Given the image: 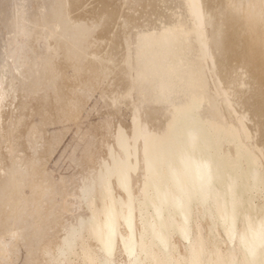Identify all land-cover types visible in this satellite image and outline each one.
<instances>
[{
  "label": "bare ground",
  "instance_id": "obj_1",
  "mask_svg": "<svg viewBox=\"0 0 264 264\" xmlns=\"http://www.w3.org/2000/svg\"><path fill=\"white\" fill-rule=\"evenodd\" d=\"M99 89L111 118L83 158L106 155L55 264H264V0H0V264L18 260L7 193Z\"/></svg>",
  "mask_w": 264,
  "mask_h": 264
},
{
  "label": "rangeland",
  "instance_id": "obj_2",
  "mask_svg": "<svg viewBox=\"0 0 264 264\" xmlns=\"http://www.w3.org/2000/svg\"><path fill=\"white\" fill-rule=\"evenodd\" d=\"M5 33V32H4ZM4 33H3V31H2V34L4 35ZM96 92V93H95ZM103 98V99H102ZM108 100H110L109 98H106V96H104V95H102V92L100 91V89H99V91L98 90H95V91H93L92 93H91V95L88 97V99L86 100V103H85V105H84V107H83V109H82V114H81V117H80V120H79V122L77 121H75V122H69L68 124H65V125H58V126H51L50 127V130H55V129H58L59 131H64L66 134H65V136H63L62 137V139H61V141H60V143L58 144V146H56V148H55V150H54V152L50 155V157L49 158H46L42 163L45 165H43V164H41V165H39L41 162H39V164H37V167H35L34 169H33V173L31 172V174H33L32 176H34L33 178H35V179H37L39 176L41 177V178H39V182H37L35 179H33L32 178V180H30V175L29 176H27V178H26V180L28 179V181H26V182H23V184H22V186L19 188V185H21L20 184V182L19 181H17V185L15 186L16 188H13V190H15V189H17L16 190V192H14L12 189H10V190H8V191H10V192H8L7 193V202L8 203H6V205H5V208H6V214H5V216H6V223H8L7 225H8V227H7V232L4 234V236H3V240L6 238V239H8V240H4L5 242H8V243H10V244H13V247H15V250L17 249V258H18V260L14 263V264H21V261L23 260V259H25L26 260V256L29 254L28 252L30 251V250H32V249H35V250H37L36 252H37V256L39 255V257H38V261H41V263L42 264H50V259H51V264L53 263V258H52V256L55 258V260H54V264H55V262H56V257L58 256V254L60 253V251H61V249H63V248H61L63 245V241H62V238H60L59 240H61L62 241V243H61V245H60V243H58V242H60V241H58V239H57V237H62V235H63V230L61 231L60 229H61V227H63V228H67L68 229V227H70V225H72L73 223H70V224H68V222H69V220L71 221L72 220V222L74 221V223H78V221H80V220H76V219H80V218H82L83 216L82 215H79V214H81V213H83L84 214V212L85 211H83L84 209H83V205H81V203H82V201H80V200H82V197L80 198V196H79V194L81 195V191H82V187L83 186H81V185H86L85 183V180L87 181V180H89V177L91 178V176H93L92 178L93 179H95V175H97V171H98V169L100 168V165H101V163H102V159L105 157V155H106V150L104 149V150H102V147L101 148H99V149H101V150H98L99 152H101V155H100V153H98L99 154V156L101 157H99V158H97L98 157V154H96L97 152V150L95 151V156H97L96 157V160L92 163V162H89L90 161V159L88 158V160L87 159H84L83 158V154H84V152H83V148L84 149H87V148H89V147H91V146H94L95 145V143L92 141V140H94V137H93V134H91V132H93V133H95L94 131H93V129L94 128H92L93 127V125H98V124H100L102 121H105V120H107V119H110L111 117H110V113H111V110H108V104H110V101H108ZM88 103V104H87ZM107 104V105H106ZM97 107H96V106ZM86 106V107H85ZM121 106V105H120ZM102 107V108H101ZM122 107H125V108H123V115L121 116V118L123 119V121H124V125H125V127L126 128H128V123H129V121L131 120V117L129 116V110L128 109H126L127 107H126V105H123V106H121V108ZM96 108V109H95ZM114 108V107H113ZM84 110V111H83ZM91 111V112H90ZM112 111H114V109L112 110ZM128 112V113H127ZM90 113V114H89ZM107 113V114H106ZM126 114V115H125ZM127 114H128V116H127ZM110 118H109V117ZM124 116V117H123ZM104 117H106V118H104ZM100 120V121H99ZM115 120V121H114ZM118 118H113V124H114V127H117V125H118ZM128 121V122H127ZM75 123V124H74ZM116 123V124H115ZM60 126V127H59ZM65 127V128H64ZM55 128V129H54ZM84 133V134H83ZM81 134V135H80ZM75 135V136H74ZM85 136V137H84ZM94 136H95V134H94ZM87 139V140H86ZM112 137H110L109 138V141L111 140L112 141ZM85 140V141H84ZM88 140H90V146L89 147H87V148H85V146H87L86 145V143H88ZM87 141V142H86ZM91 142H92V144L93 145H91ZM95 147V146H94ZM74 148V150H72ZM89 149H91L92 150V148H89ZM88 149V150H89ZM93 149H95V148H93ZM96 149H98V148H96ZM71 150V151H70ZM87 150V151H88ZM85 151V153H86V150H84ZM90 151V150H89ZM77 152V153H76ZM82 152V153H81ZM12 155H13V153H11ZM55 154V155H54ZM75 154V155H74ZM79 154V155H78ZM11 156V155H10ZM79 157V158H78ZM103 157V158H102ZM92 159H93V157H92ZM91 159V160H92ZM51 160V161H50ZM100 160V161H99ZM80 161V162H79ZM85 161H86V163H85ZM93 161V160H92ZM99 161V162H98ZM91 163V164H89V163ZM88 163V164H87ZM47 164V165H46ZM57 165V166H56ZM43 168H42V167ZM95 166V167H94ZM97 166V167H96ZM38 167H41V169H43V170H41L40 168H39V173L37 172L38 171ZM79 167V168H78ZM35 170V171H34ZM44 173H43V172ZM45 172H46V175H48V177L47 178H49L50 180H47L46 181V175H45V180H44V174H45ZM84 172V173H83ZM34 173H35V175H34ZM73 173H75V174H73ZM88 173V174H87ZM96 173V174H95ZM43 174V175H42ZM95 174V175H94ZM38 177H37V176ZM42 175V176H41ZM51 175V176H50ZM76 175V176H75ZM74 176V177H73ZM72 178V179H71ZM84 178V179H83ZM90 179V180H93V179ZM40 179H42V180H40ZM30 180V181H29ZM34 180H35V182L36 183H39V185H41V184H43V181H46L47 183L45 184V185H43V187H45L46 186V188H47V184H48V188L51 186V185H53L52 186V188L51 189H53V187L55 186L56 188H54L53 190H49L48 188V190L47 189H45V188H43V189H41V187H39V185L38 184H35V182H34ZM90 180L89 181H87V183L88 182H90ZM21 181V180H20ZM32 181V182H31ZM56 181H57V183H56ZM70 181V182H69ZM18 182H19V185H18ZM31 182V184H29L30 186H31V189H32V191L30 192L28 189H30L28 186H27V183H30ZM49 182L51 183L50 185H49ZM26 183V184H25ZM66 184V185H65ZM25 185L28 187L26 190H25ZM34 185H36L35 187H33L32 188V186H34ZM60 185V186H59ZM79 185V186H78ZM24 186V187H23ZM38 186V188H36ZM42 186V185H41ZM81 187V189L79 190V188ZM24 188V189H23ZM39 189H41V191L39 190ZM56 189V190H55ZM18 190H20V191H18ZM23 190V191H22ZM25 190V191H24ZM34 190V191H33ZM43 190L46 192H48V195L50 196L51 194H49V193H54L55 194V196L54 195H52V196H46V194H47V192L44 194V192H43ZM50 191V192H49ZM13 192V193H12ZM18 192V193H17ZM21 192V193H20ZM24 192V193H23ZM30 192V193H29ZM33 192V193H32ZM56 192V193H55ZM10 193H12V195L11 196H9L10 195ZM20 193V194H19ZM28 193V194H27ZM31 193H32V195L34 196V198L33 197H31V196H28L29 194L31 195ZM38 193H39V195H38ZM41 193V194H40ZM60 193V194H59ZM15 194V195H14ZM17 194V195H16ZM24 195V197H22V195ZM35 194V195H34ZM58 194V195H57ZM71 194H72V196H71ZM25 195L26 196H28L27 198H30L32 201H36V202H32L30 199H28V202H26V200H25V202H26V204L28 203V207L26 206V204H25V202H24V199L23 198H26L25 197ZM70 195V196H69ZM12 197V200H11V198H9V197ZM15 196H16V199H17V204H16V199H15ZM19 196H21V197H18ZM39 196H40V198H39ZM44 197L45 198V203H43V200H44V198L42 199L41 197ZM47 198H46V197ZM75 196V197H74ZM78 196V197H77ZM62 197V198H61ZM66 197V198H65ZM26 198V199H27ZM38 198V199H37ZM49 198H50V200H51V198H52V201H49ZM68 198V199H67ZM80 198V199H79ZM19 199V200H18ZM21 199H23V200H21ZM34 199V200H33ZM41 199V200H40ZM46 199H48V200H46ZM53 199H54V201L56 202H54V204H52L53 203ZM39 200V202L37 203V201ZM20 201V202H19ZM31 203H30V202ZM42 201V202H41ZM259 201V200H258ZM23 203L24 202V204L22 205H20L19 206V204L20 203ZM48 202H50V203H48ZM62 202V203H61ZM36 203V204H35ZM40 203V204H39ZM48 205H47V204ZM15 204V205H14ZM29 204L32 206V207H29ZM34 204V205H33ZM46 204V205H45ZM51 204V205H50ZM9 205H11V206H8ZM38 205H39V207H38ZM42 205V206H41ZM52 205H54V208H52ZM60 205V206H59ZM22 206V207H21ZM26 206V207H25ZM33 206H34V208H33ZM47 206V207H46ZM51 206V209H53L52 211L49 209V207ZM8 207V208H7ZM14 207H16V208H14ZM24 208V211L23 210H21V208ZM45 207V208H44ZM59 207V208H58ZM12 208V209H11ZM19 208V209H18ZM27 208H29V211H30V213H32V214H30L29 213V211L27 210ZM46 208H47V210H46ZM65 208V209H64ZM16 209V210H15ZM37 209V210H36ZM44 211H43V210ZM49 209V210H48ZM61 209H62V211H61ZM12 210V211H11ZM26 210V211H25ZM34 210V211H33ZM40 210V211H39ZM15 211H19V212H16V214H15ZM22 211H23V213H22ZM28 211V212H27ZM35 211H37V212H35ZM43 211V212H42ZM49 211H51V212H49ZM21 212V213H20ZM28 213V214H30V216L33 218H30L29 217V215L28 214H26V213ZM55 212V213H54ZM66 212V213H65ZM19 213V214H18ZM44 213H46L45 215H44ZM56 213H58V214H56ZM63 213H65V215H67L66 217H65V215L63 214ZM10 214H12V215H10ZM20 214H23V215H20ZM35 214V215H34ZM37 214V215H36ZM41 214H43L42 216H44V218H41L42 216H40ZM54 214V215H53ZM58 215V216H56V215ZM60 214H61V216H60ZM14 215V216H13ZM28 215V217H26ZM51 215H53V217H55V219L54 218H52V217H50ZM80 216V218H78L79 216ZM85 215H87V213L85 212V214H84V217H85ZM13 218H12V217ZM20 216V218H23V219H21V221H20V218H18ZM34 216H35V219H34ZM40 216V217H39ZM63 217V218H58V217ZM82 216V217H81ZM50 217V219H51V221L50 222H52V225L53 226H51L50 225V227H52V228H48L49 227V225H46L47 223L49 224V221H47V220H49L48 218ZM75 217H76V219H75ZM7 218H8V220H7ZM16 218V219H15ZM10 219H11V221H13V219H14V223L13 222H10ZM24 219H25V222L27 221V219H28V221L30 222H26L27 223V226H28V228H30V230H28L27 229V227H26V224H23L24 223ZM34 220V221H32V220ZM47 219V220H46ZM61 219V220H60ZM68 219V220H67ZM17 220V221H16ZM23 220V221H22ZM32 222H31V221ZM35 220H37V221H35ZM43 220V221H42ZM46 221V223H44L45 221ZM62 220L64 221V223L62 222ZM57 221V222H56ZM11 224H10V223ZM19 222L20 223H22V225L20 224L19 225ZM53 222H54V224H53ZM16 223V224H15ZM31 224V225H29V224ZM34 223V224H33ZM35 223H37V224H35ZM40 223H42V224H40ZM61 223V224H60ZM66 223H67V225H66ZM51 224V223H50ZM55 224H57V225H55ZM67 226H65V225ZM37 225V226H36ZM39 225V226H38ZM44 225V226H43ZM69 225V226H68ZM12 226V227H11ZM20 226L22 227V228H20ZM24 226V227H23ZM42 226H43V229H42ZM58 226V227H57ZM60 226V227H59ZM18 227V228H17ZM26 227V228H25ZM35 227V228H34ZM45 227V228H44ZM46 227H47V229H46ZM9 228V229H8ZM62 228V229H63ZM32 229H33V231H32ZM55 229H56V231H55ZM64 229V230H65ZM66 229V230H67ZM11 230V231H10ZM20 230V231H19ZM27 230H28V232H27ZM36 230V231H35ZM45 230H47L48 232H50V233H48L47 234V232L45 231ZM66 230L64 231V233L66 232ZM46 232V234L48 235L47 237H44V233ZM11 232H12V234H11ZM56 232V233H55ZM60 232V233H59ZM61 232H62V235H59V234H61ZM30 233V234H29ZM32 233V234H31ZM40 233V234H39ZM52 233H54V234H52ZM24 234V235H23ZM37 234V235H36ZM49 234H51L50 236L51 237H49ZM56 234V235H55ZM15 235V236H14ZM38 235H40V236H38ZM54 235V236H53ZM58 235V236H57ZM9 236V237H8ZM22 236H23V238H22ZM30 236V237H29ZM37 236V237H36ZM41 236H43L42 238L46 241V242H48V240L47 239H51L49 242H48V244H45L46 242L41 238H39V237H41ZM55 236H57V237H55ZM10 237H11V239H10ZM26 237V238H25ZM49 237V238H48ZM53 237V238H52ZM55 237V238H54ZM30 238V239H29ZM39 238V239H38ZM53 239V240H52ZM54 239H55V241H54ZM57 239V240H56ZM11 240V241H10ZM14 242H13V241ZM36 240H37V242H36ZM38 240L40 241V247H41V249L42 250H44L43 251V254L41 255V249H40V247L39 248H37L38 246H39V242H38ZM43 240V241H42ZM55 242V244H57V245H53L52 243L53 242ZM27 242H28V244H27ZM38 243V244H37ZM42 243V244H41ZM43 243H44V245H45V248H43ZM17 244V245H16ZM37 244V245H36ZM49 244H51V246L53 245V250H51L52 249V247L49 245ZM20 245V246H19ZM33 245H35V248H33ZM43 245V246H42ZM48 245L50 246V247H48ZM221 245H224V243L222 244L221 243ZM46 246L48 247L47 249H49V248H51L50 250L51 251H47V249H46ZM56 246V247H55ZM60 246V247H59ZM27 247V248H26ZM29 247H30V249H29ZM59 247V248H58ZM64 247V246H63ZM223 248H225L226 247V244H225V246H222ZM22 248V249H21ZM24 248V249H23ZM54 248L56 249V250H54ZM21 249V250H20ZM57 249H60V250H57ZM27 250V253H25V251ZM38 250H40V254L38 253ZM46 250V251H45ZM53 251V252H52ZM46 252H48V253H46ZM50 252H52V255L50 256ZM56 252V253H55ZM24 253L25 254H27L25 257L23 256L24 255ZM48 254L49 255V258L47 257V255L46 254ZM58 253V254H57ZM21 254H23L22 255V257H21ZM55 254H57V255H55ZM45 257H47L48 259H45L44 258V256ZM40 256H43V257H41L40 258ZM21 258V259H20ZM23 258V259H22ZM40 259V260H39ZM45 262H44V261ZM47 260V261H46ZM48 260H49V262H48ZM24 261V260H23ZM22 261V262H23ZM19 262V263H18ZM48 262V263H47Z\"/></svg>",
  "mask_w": 264,
  "mask_h": 264
},
{
  "label": "clouds",
  "instance_id": "obj_3",
  "mask_svg": "<svg viewBox=\"0 0 264 264\" xmlns=\"http://www.w3.org/2000/svg\"><path fill=\"white\" fill-rule=\"evenodd\" d=\"M191 135V134H190Z\"/></svg>",
  "mask_w": 264,
  "mask_h": 264
}]
</instances>
